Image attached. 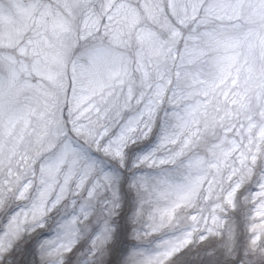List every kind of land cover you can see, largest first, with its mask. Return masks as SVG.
Returning <instances> with one entry per match:
<instances>
[{
	"label": "snow or ice",
	"instance_id": "snow-or-ice-1",
	"mask_svg": "<svg viewBox=\"0 0 264 264\" xmlns=\"http://www.w3.org/2000/svg\"><path fill=\"white\" fill-rule=\"evenodd\" d=\"M217 240L264 264V0H0V264H177Z\"/></svg>",
	"mask_w": 264,
	"mask_h": 264
},
{
	"label": "rangeland",
	"instance_id": "rangeland-1",
	"mask_svg": "<svg viewBox=\"0 0 264 264\" xmlns=\"http://www.w3.org/2000/svg\"><path fill=\"white\" fill-rule=\"evenodd\" d=\"M146 150L144 145L136 148L133 156L136 152ZM122 194V211L121 215L116 219L122 225L125 232L131 231V224L129 217L131 216L132 209L134 207V197L128 191L127 183L122 182L120 186ZM99 209L97 210V214ZM71 212L69 210H63L60 214L53 213L52 218L48 220L45 228L37 229L35 232L26 233L23 239L20 240L17 250L11 254L10 258L19 259L21 252L26 248H35L36 244L46 238H50L54 235V230L57 225L63 222L64 219L70 218ZM233 222L237 228L240 237L241 246L246 245L248 233L246 231V210L241 209L239 212L233 215ZM83 247L81 252L86 251L88 241H81ZM79 255V253L77 254ZM81 264H85V257L80 256ZM75 259V257L73 258ZM177 264H228V258L224 255V250L219 246V241H213L211 244H196L193 245L188 251L184 252L181 256L177 257Z\"/></svg>",
	"mask_w": 264,
	"mask_h": 264
}]
</instances>
